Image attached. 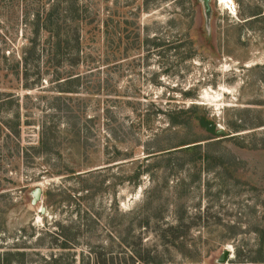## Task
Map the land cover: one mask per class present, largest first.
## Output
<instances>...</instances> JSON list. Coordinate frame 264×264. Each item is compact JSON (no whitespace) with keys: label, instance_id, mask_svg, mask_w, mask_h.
<instances>
[{"label":"rangeland","instance_id":"1","mask_svg":"<svg viewBox=\"0 0 264 264\" xmlns=\"http://www.w3.org/2000/svg\"><path fill=\"white\" fill-rule=\"evenodd\" d=\"M44 1L0 0V264H264V0H82L109 33L78 94L21 62Z\"/></svg>","mask_w":264,"mask_h":264},{"label":"trees","instance_id":"2","mask_svg":"<svg viewBox=\"0 0 264 264\" xmlns=\"http://www.w3.org/2000/svg\"><path fill=\"white\" fill-rule=\"evenodd\" d=\"M31 12L32 15L29 16L30 11H27L25 19L30 29V35L27 37L21 62L26 64L29 59H32L31 54H35L37 48L40 47L44 52L46 70L50 67L53 69L52 77L56 81L55 88L57 91L78 94L81 92L79 89L83 88L80 84L81 75L73 72V70L75 67L88 64L91 61V52L88 48L97 39L104 41V36L108 35L107 18L99 19L96 17V14H93L89 9V5L82 0H45L38 3ZM63 63L69 65L68 70L60 67ZM87 94L89 95L88 92ZM68 96H71L70 99L72 100H84L78 97L80 95ZM58 98H60V94ZM183 112L182 109L179 112H166L169 125L183 124V121L175 119ZM63 117V122L66 125L65 131L79 134L82 129L80 127L81 114L75 113L73 108L66 105ZM90 118L84 116L85 120ZM4 123L13 133L18 134V129L11 128L8 121ZM52 125L55 124L48 121L41 123L37 146H32V148H37L38 151H47L55 145L56 132L59 131H56ZM141 174L142 171L136 172L134 178Z\"/></svg>","mask_w":264,"mask_h":264},{"label":"water","instance_id":"3","mask_svg":"<svg viewBox=\"0 0 264 264\" xmlns=\"http://www.w3.org/2000/svg\"><path fill=\"white\" fill-rule=\"evenodd\" d=\"M208 1H209V0H202V2H203L204 5H205V8L208 7ZM41 191H42V189H41L40 186H36V187L34 188V190H33V192H32V195H33V197H32V203H34L35 201H37V200L39 199V196H40V194H41ZM41 211H43V208L41 209ZM228 253H229V250H228L227 248L224 249L223 253H222V254L220 255V257H219V261H220V262H225V260H226V258H227V256H228Z\"/></svg>","mask_w":264,"mask_h":264},{"label":"bare ground","instance_id":"4","mask_svg":"<svg viewBox=\"0 0 264 264\" xmlns=\"http://www.w3.org/2000/svg\"><path fill=\"white\" fill-rule=\"evenodd\" d=\"M221 3L222 4H227V3H229V0H221ZM229 250V249H228ZM229 252H230V250H229Z\"/></svg>","mask_w":264,"mask_h":264}]
</instances>
